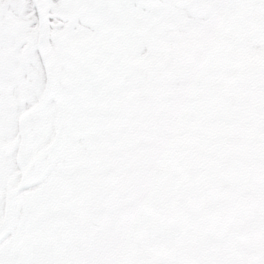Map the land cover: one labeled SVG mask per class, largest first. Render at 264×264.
Here are the masks:
<instances>
[{
  "label": "snow or ice",
  "instance_id": "1",
  "mask_svg": "<svg viewBox=\"0 0 264 264\" xmlns=\"http://www.w3.org/2000/svg\"><path fill=\"white\" fill-rule=\"evenodd\" d=\"M0 264H264V0H0Z\"/></svg>",
  "mask_w": 264,
  "mask_h": 264
}]
</instances>
